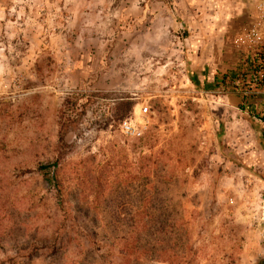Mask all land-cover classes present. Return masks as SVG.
I'll list each match as a JSON object with an SVG mask.
<instances>
[{"label":"rangeland","instance_id":"374dc122","mask_svg":"<svg viewBox=\"0 0 264 264\" xmlns=\"http://www.w3.org/2000/svg\"><path fill=\"white\" fill-rule=\"evenodd\" d=\"M254 4L227 7L219 44L182 24L171 70L148 44L145 76L108 90L0 45V264H264V124L242 107L262 113L264 92L239 81ZM142 103L145 132L123 135ZM148 219L176 222L154 249Z\"/></svg>","mask_w":264,"mask_h":264},{"label":"crops","instance_id":"0c3cea01","mask_svg":"<svg viewBox=\"0 0 264 264\" xmlns=\"http://www.w3.org/2000/svg\"><path fill=\"white\" fill-rule=\"evenodd\" d=\"M242 0H0V45H13L20 60L66 61L64 75L74 85L90 82L101 90L120 78L127 86L145 76L147 45L163 73L171 70L179 50V28L189 25L194 40L222 43L228 8ZM222 14V19L215 18ZM217 30H216V29ZM0 58L5 59L6 51ZM175 52V54H174ZM142 72V74H141ZM115 77V78H114ZM134 82V81H133ZM244 95L235 92V99ZM253 102L245 98L242 107Z\"/></svg>","mask_w":264,"mask_h":264},{"label":"built area","instance_id":"2783aa9c","mask_svg":"<svg viewBox=\"0 0 264 264\" xmlns=\"http://www.w3.org/2000/svg\"><path fill=\"white\" fill-rule=\"evenodd\" d=\"M258 26L252 27L242 37L246 46L245 67L240 73L239 81L255 92H264V0H255ZM239 89H243L239 87ZM148 103H142L133 109L132 115L119 122L123 135L137 138L143 135L151 116Z\"/></svg>","mask_w":264,"mask_h":264},{"label":"trees","instance_id":"16d2710c","mask_svg":"<svg viewBox=\"0 0 264 264\" xmlns=\"http://www.w3.org/2000/svg\"><path fill=\"white\" fill-rule=\"evenodd\" d=\"M243 108L248 110L251 113V115H254L256 118H258L264 124V111L262 113H257V112L253 113V109L255 107L251 103L244 106ZM53 165L56 166L57 162H54ZM48 166H50V165H46V166L42 167V169L47 168ZM48 174H49V171H44V175H45L46 180L48 182H51V180L53 179L56 183L57 182L56 177L49 176ZM175 223H176L175 221H171V224H170L169 219H166L165 224H163L162 226H159L157 224L156 219H148L147 221L146 220L143 221L141 223L140 229H142L143 232L145 233V235H147V237L150 238V239H147V240H149V243H147V245H150L154 249L155 246L161 242L160 239H158L154 236V234L157 232H160V231L164 232L167 227H170L172 225H173L172 229H175L174 228ZM135 242H136V240H135ZM137 247L138 246L136 245V248ZM130 248H131V246H130ZM141 248H143V246H141Z\"/></svg>","mask_w":264,"mask_h":264}]
</instances>
